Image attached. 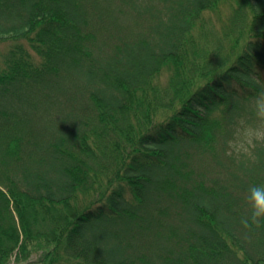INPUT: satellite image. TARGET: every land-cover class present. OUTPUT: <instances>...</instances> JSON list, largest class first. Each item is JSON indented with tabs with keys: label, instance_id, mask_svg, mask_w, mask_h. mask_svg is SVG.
Listing matches in <instances>:
<instances>
[{
	"label": "trees",
	"instance_id": "1",
	"mask_svg": "<svg viewBox=\"0 0 264 264\" xmlns=\"http://www.w3.org/2000/svg\"><path fill=\"white\" fill-rule=\"evenodd\" d=\"M262 91L264 0H0V264H264Z\"/></svg>",
	"mask_w": 264,
	"mask_h": 264
},
{
	"label": "clouds",
	"instance_id": "2",
	"mask_svg": "<svg viewBox=\"0 0 264 264\" xmlns=\"http://www.w3.org/2000/svg\"><path fill=\"white\" fill-rule=\"evenodd\" d=\"M256 82H260L259 78ZM251 108L255 123L240 122L235 138L228 141L231 152L226 154L234 152L238 156L243 155L254 161V150L257 146H264V91L253 99ZM245 203L249 208L250 215L241 219V225L248 228L250 222L258 224L264 218V183L255 184L248 188Z\"/></svg>",
	"mask_w": 264,
	"mask_h": 264
},
{
	"label": "rangeland",
	"instance_id": "3",
	"mask_svg": "<svg viewBox=\"0 0 264 264\" xmlns=\"http://www.w3.org/2000/svg\"><path fill=\"white\" fill-rule=\"evenodd\" d=\"M211 29L213 30V27H211V26L207 28V30H211ZM161 80H162V81L164 80V76L161 78ZM247 105H248V104H247ZM227 117H229V112H228V110L225 109L223 106H219V107H217V109L209 115L207 122H206V123L204 124V126H203V130L206 129V130H210V132H212V133L215 132L216 136L219 137V136L223 133L222 125L225 124ZM241 121H242L241 118H238V119H237V122H238L239 124H240ZM220 125H221V126H220ZM219 138H220V137H219ZM219 138H218V139H219ZM197 146H198V145L196 144L195 146L193 145L192 148H187V147H186V148H182V149L180 150V154L177 155V157L180 158V159L176 161V165H177L181 160H182V161L185 160L184 158H185V154H186V152H187V153H195V152L197 151V150H196ZM187 155H188V154H187ZM205 163H206V161L204 160L203 162H198V163H196L195 165H193V167H194V168H199V167L204 166ZM30 258H31V259L29 260V262H33V261L36 260L37 257H36V255H32ZM9 264H16V262H15V258H12Z\"/></svg>",
	"mask_w": 264,
	"mask_h": 264
}]
</instances>
